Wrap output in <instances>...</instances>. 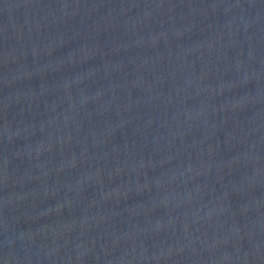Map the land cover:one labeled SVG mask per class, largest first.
<instances>
[{"label": "water", "instance_id": "obj_1", "mask_svg": "<svg viewBox=\"0 0 264 264\" xmlns=\"http://www.w3.org/2000/svg\"><path fill=\"white\" fill-rule=\"evenodd\" d=\"M0 264H264V0H0Z\"/></svg>", "mask_w": 264, "mask_h": 264}]
</instances>
